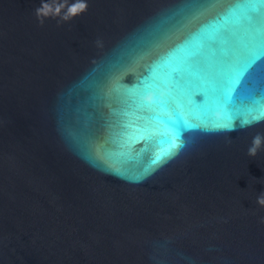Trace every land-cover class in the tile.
Masks as SVG:
<instances>
[{
	"label": "water",
	"instance_id": "water-1",
	"mask_svg": "<svg viewBox=\"0 0 264 264\" xmlns=\"http://www.w3.org/2000/svg\"><path fill=\"white\" fill-rule=\"evenodd\" d=\"M78 2L0 0V264H264V0Z\"/></svg>",
	"mask_w": 264,
	"mask_h": 264
},
{
	"label": "snow or ice",
	"instance_id": "snow-or-ice-1",
	"mask_svg": "<svg viewBox=\"0 0 264 264\" xmlns=\"http://www.w3.org/2000/svg\"><path fill=\"white\" fill-rule=\"evenodd\" d=\"M261 60H264V57H257L253 62L245 69L241 70L236 77V87L230 90V93L227 96V99L223 103L222 111L223 112V119L220 121L215 120L214 115L208 119V122L216 129H229L235 127V121L237 119L236 116L232 114L231 108V100L232 97L235 95L236 90L239 88L240 84L243 83L245 77L248 73L256 67L257 64L260 63ZM160 94L154 91L147 92L146 94L142 95L140 98V104L145 112V114L150 115L156 109L165 110L169 106V99L166 98L164 101L160 100ZM150 95H155L156 100L149 102L147 97ZM201 103L204 102V96ZM243 116V122H255L257 120L264 121V109L257 110L256 108H249L245 110V112L241 113ZM168 127L171 129V132L167 133V137L165 139V143L169 145L168 150L165 151L161 156L156 158L155 162L166 161L167 159L171 158L178 151L182 150L184 147V140L186 139V134L192 130H202L205 125L197 124L195 122H185L183 121L179 125H171L167 124ZM152 125H146V128H150ZM162 138H164L162 136ZM145 140L149 142H156V136L154 133H148L144 137Z\"/></svg>",
	"mask_w": 264,
	"mask_h": 264
},
{
	"label": "clouds",
	"instance_id": "clouds-1",
	"mask_svg": "<svg viewBox=\"0 0 264 264\" xmlns=\"http://www.w3.org/2000/svg\"><path fill=\"white\" fill-rule=\"evenodd\" d=\"M48 5H42L40 9H37V18L40 19L41 24H43L44 18L47 16V13L45 12V8H47ZM87 5L86 3L83 2V0H79L78 3L74 5H70L68 7V13H66L62 18L63 19H68L69 14L72 16L78 15L84 11H86ZM57 11H59V7L57 8ZM260 120H257L255 122H245L242 127L247 128V127H252L254 124L260 123ZM235 130L234 127L229 128L228 131L231 132ZM264 150V135L261 134H256L253 137L252 143L248 148V155L255 157L260 151ZM256 203L261 207L264 208V193H261L257 198H256ZM261 223H264V218L261 219Z\"/></svg>",
	"mask_w": 264,
	"mask_h": 264
}]
</instances>
